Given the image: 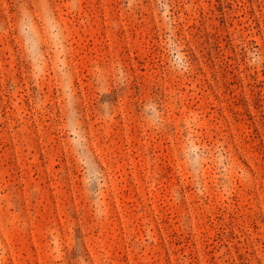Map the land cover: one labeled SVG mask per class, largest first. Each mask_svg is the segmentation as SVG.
<instances>
[{
	"label": "rangeland",
	"instance_id": "374dc122",
	"mask_svg": "<svg viewBox=\"0 0 264 264\" xmlns=\"http://www.w3.org/2000/svg\"><path fill=\"white\" fill-rule=\"evenodd\" d=\"M0 264H264V0H0Z\"/></svg>",
	"mask_w": 264,
	"mask_h": 264
}]
</instances>
